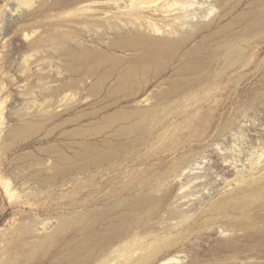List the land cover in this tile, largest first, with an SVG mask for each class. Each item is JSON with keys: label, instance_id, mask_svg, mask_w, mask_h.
<instances>
[{"label": "bare ground", "instance_id": "obj_1", "mask_svg": "<svg viewBox=\"0 0 264 264\" xmlns=\"http://www.w3.org/2000/svg\"><path fill=\"white\" fill-rule=\"evenodd\" d=\"M126 1L133 4L129 11L102 7L101 15H93V24L101 27L95 44L86 43L81 32L56 33L62 76L44 77L41 104L28 106L31 113L21 107L4 135L2 147L9 149L61 125H78L60 132L68 139L63 147L51 143L15 158L9 173L18 190L10 195L19 191L20 199L12 211L17 216L0 237L1 264H99L115 244L141 247L144 253L140 248L134 263L141 264L163 240L145 249L137 229L164 213L177 223L186 218L169 205L203 144L201 134L213 127V113L203 102L228 70L247 63L246 48L264 34V0H204L200 12L190 7L192 0ZM170 114L176 118L172 123ZM232 122L224 117L216 131ZM183 127L198 142L150 162L155 151L165 150H155L156 143L177 137ZM223 162L216 163L227 165ZM242 182L212 207L237 213L236 225L253 230L257 217L249 212L264 208V173ZM42 198L46 202H36ZM160 222L163 229L171 226ZM255 231L264 240V230Z\"/></svg>", "mask_w": 264, "mask_h": 264}, {"label": "rangeland", "instance_id": "obj_2", "mask_svg": "<svg viewBox=\"0 0 264 264\" xmlns=\"http://www.w3.org/2000/svg\"><path fill=\"white\" fill-rule=\"evenodd\" d=\"M192 1L190 7H196V12L207 6V1ZM102 7H127L129 11L133 4L126 0H0V237L8 222L17 216L12 211L18 206L19 200L15 198L20 199V192L13 193H19L15 198L10 195L13 188L18 189L9 173L17 155L29 150L35 152L36 147L51 143L63 147L68 139L60 132L78 125H61L49 136L33 135L9 149L2 147L4 135L17 122V113L22 108L21 112L31 113L34 112L30 109L32 105L41 104L38 88L47 83L44 77L50 73L62 76L60 58L56 56V33L81 32L86 43L95 44L92 38L101 27L96 28L91 18L101 15ZM95 9L98 10L95 12ZM244 58L247 63L228 70L219 86L211 90L203 102V109L213 113V127L201 134L203 144L197 147L185 170L188 178L181 176L182 186L169 205L171 209L185 211L186 218L177 223V218H167L164 213L160 219H153L137 229V233L142 234L139 238L143 236L140 241L145 249L150 245L147 249L151 250L163 240L156 252L153 249V256H148L141 264H264V240L255 231L264 230V208L249 212V215L255 212L256 225L253 230H244L233 219L237 213L233 215L212 207L223 196L237 192L244 179L264 173V97L258 98L264 93V34L248 45ZM253 97L256 100L249 106ZM89 101L90 98L84 99L81 107ZM226 116L233 119L232 125L217 132V124ZM175 119L169 115V122ZM169 128L172 129V124ZM181 130L177 137L156 143L155 150H165H153L156 156H152L150 162L169 155L171 158L183 144L198 142L197 136L188 129ZM217 161L227 165H218ZM64 188L69 190L68 185ZM81 196L84 197V193ZM42 199L36 202H46ZM65 199L70 197L62 198ZM28 204L23 205L25 209L35 208ZM161 220L168 221L171 226L161 228L164 225ZM123 248L113 245L102 255L99 264H134L139 253H144L141 247ZM3 255L0 246V259Z\"/></svg>", "mask_w": 264, "mask_h": 264}]
</instances>
